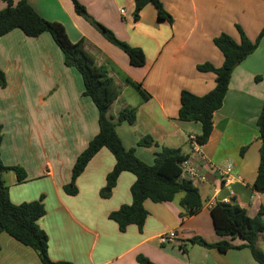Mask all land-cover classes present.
Segmentation results:
<instances>
[{"label": "crops", "instance_id": "0c3cea01", "mask_svg": "<svg viewBox=\"0 0 264 264\" xmlns=\"http://www.w3.org/2000/svg\"><path fill=\"white\" fill-rule=\"evenodd\" d=\"M10 1L16 4L20 0ZM160 1L171 23L158 19L151 6L144 7L135 21L134 0H77L85 14L118 41L142 51L144 65L135 68L89 20L74 12L70 0H27L40 17L60 24L70 42L82 41L95 65L106 71L119 91L108 108L112 121L116 123L121 109H136L133 124L116 123L115 127L126 150L133 149L136 158L147 165L153 164L161 147L178 149L186 156L181 178L196 187L202 209L187 216L180 206L182 193L168 203L145 201L147 216L141 229L128 226L120 232L108 219L111 212L130 204L134 177L121 173L110 196L100 197L114 166L107 149L98 151L76 178L75 195L63 190L76 158L98 132V113L83 95L78 72L64 66L63 56L48 34L32 39L15 29L0 37V70L6 81L0 88V159L5 166L21 167L26 173L21 184L12 172L3 179L12 204L41 201L45 213L37 225L47 237L52 262L138 264L137 258L144 257L152 264H257L246 248L220 253L187 241L200 238L210 245L246 244L239 238L215 234L210 212L223 198L244 209L250 218L261 210L264 224V192L251 189L261 147L257 122L264 102V35L232 71L228 88L210 115L206 143L193 147L188 137L199 136L200 125L180 122L177 116L181 92L201 97L215 87L212 72L197 70L205 63L222 66L223 56L213 39L226 34L239 43L238 26L248 40L255 41L264 28V3ZM4 7L0 0V11ZM145 136L156 146H138ZM227 165L231 169L225 175ZM212 202L215 204L209 207ZM168 232L177 235V242L160 245L158 237ZM257 246L264 252V233L258 236ZM0 264L41 263L34 251L2 232Z\"/></svg>", "mask_w": 264, "mask_h": 264}, {"label": "trees", "instance_id": "16d2710c", "mask_svg": "<svg viewBox=\"0 0 264 264\" xmlns=\"http://www.w3.org/2000/svg\"><path fill=\"white\" fill-rule=\"evenodd\" d=\"M261 1L264 3V0ZM3 2L5 7L0 11V37L15 29L20 30L25 37L32 39L42 34H48L61 52L64 66L75 69L80 75L84 89L83 95L90 98L98 113V132L76 158L71 169L70 182L63 187L64 192L67 195H75L76 178L84 171L86 165L98 151L107 149L114 158V166L105 178V185L100 191V197L106 199L110 196L121 173L127 172L134 177V182L129 190L130 204L122 205L108 216V219L116 224L118 231L124 232L128 226L142 228L147 216L143 207L145 201L168 203L179 193L183 194L180 206L185 209L186 215L197 214L202 209L201 198L193 183L181 178V165L186 161V156L182 155L180 150L161 147L155 155L153 164L147 165L136 158L133 149L126 150L122 146L115 132L116 123L133 124L136 120V109L128 107L121 109L117 114L116 123L112 121L111 116H108V108L116 100L119 91L107 77L106 71L95 65L93 58L84 50L83 42H70L60 24L46 21L40 17L27 3V0H20L16 4L10 0H3ZM70 2L77 15H83L106 41L127 56L130 66L139 68L144 65L145 59L141 50L132 49L118 41L109 30L87 16L77 0H70ZM146 6L153 7L158 19L172 22L160 0H134L133 19L135 21L138 20L140 11ZM236 29L239 33V43L234 42L226 34H220L213 39L214 46L223 56L221 67L214 68L208 63L197 66L199 72H212L215 75L214 89L201 97L186 91L180 93L177 118L180 122H192L200 125V135L196 137L200 146L206 143L211 133L210 115L226 92L232 71L255 50L258 41L264 35L263 28L256 40L252 42L238 26ZM5 85V76L0 70V88H4ZM142 94L147 98L144 92ZM257 123L261 147L257 176L251 189L256 192H264V102ZM1 142L2 131L0 128V146ZM138 146L156 145L149 136H145L139 140ZM8 172L14 173L18 184L23 183L26 179L24 169L18 166H5L0 159V233L7 234L19 244L34 251L41 264H67L52 262L48 258L47 237L37 225L45 213L41 201L19 205L10 202L8 186L3 179V175ZM210 213L216 235L230 239L239 238L246 244L239 247L232 246L229 242L210 245L200 238H193L187 241L189 245L216 249L220 253L246 248L257 264H264V252L257 246L258 236L264 233L261 210L254 218H250L246 211L237 204L217 203ZM137 262L138 264H152L144 257H138Z\"/></svg>", "mask_w": 264, "mask_h": 264}, {"label": "built area", "instance_id": "2783aa9c", "mask_svg": "<svg viewBox=\"0 0 264 264\" xmlns=\"http://www.w3.org/2000/svg\"><path fill=\"white\" fill-rule=\"evenodd\" d=\"M120 14H123V10H120ZM188 140L192 143L193 147H197L199 148L200 145L198 144L197 142V138L195 136H189L188 137ZM183 165V164H182ZM181 165V166H182ZM231 167L229 165L226 166V169H225V175L230 171ZM182 171V170H181ZM224 175V176H225ZM190 176L193 178H195V174H193L192 172L190 173ZM190 177V178H191ZM202 180V178H200ZM190 181V180H189ZM224 182L226 183L227 180L225 179ZM220 203H223V204H229L230 203V200L228 198H223L220 200ZM215 204V202H212V203H209L208 206L209 207H212L213 205ZM158 241H159V244L160 245H170V244H175L177 242V235L174 233V232H168L166 234H163V235H160L158 237Z\"/></svg>", "mask_w": 264, "mask_h": 264}, {"label": "rangeland", "instance_id": "374dc122", "mask_svg": "<svg viewBox=\"0 0 264 264\" xmlns=\"http://www.w3.org/2000/svg\"><path fill=\"white\" fill-rule=\"evenodd\" d=\"M22 152V151H21ZM26 153V152H25Z\"/></svg>", "mask_w": 264, "mask_h": 264}]
</instances>
